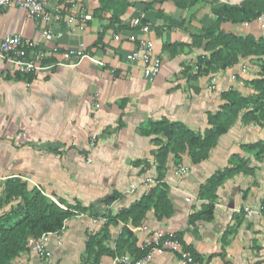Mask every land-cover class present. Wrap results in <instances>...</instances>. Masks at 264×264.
Instances as JSON below:
<instances>
[{"label": "crops", "instance_id": "0c3cea01", "mask_svg": "<svg viewBox=\"0 0 264 264\" xmlns=\"http://www.w3.org/2000/svg\"><path fill=\"white\" fill-rule=\"evenodd\" d=\"M129 1L119 20L111 23L110 11L95 14L99 0H46L47 7L63 17L51 24L54 39L44 37L42 22L26 9L14 4L0 9V37L21 32L36 39L34 53L48 65L26 73L0 58V195L6 179L21 177L50 196L93 205V211L66 219L59 235L47 242L45 255L28 248L10 264H94V254L88 256L86 251L87 240L89 235H102L105 224L109 236L104 243L114 253H102L98 263L125 264L114 261L124 226L117 214L160 182L167 186L172 214L158 216L150 207L132 226L131 245L126 244L119 255L144 257L147 252L137 255L148 247V239L169 230L176 232L195 260L151 248L153 255L143 264H264V209L253 214L246 210L264 203V153L257 157L255 150L244 146L264 141V121L244 119L243 110L205 159L194 162L185 152L177 162L170 152L162 178L155 156L160 144L155 139L166 143L167 136L141 130L144 121L168 118L204 133L208 113L225 102L223 91L235 88L244 95L255 91L249 80L259 75L260 60L244 56L225 69L199 73V56L209 52L204 47L207 39L196 35L218 18L213 1L198 0L185 8L175 0ZM79 5L92 13L83 28L65 20ZM136 17L149 23L151 30L144 32L135 25ZM221 28L238 35H264L259 18L224 20ZM144 37L153 41L154 52L163 59L154 79L144 75L141 62L128 58ZM165 43L171 46L164 48ZM74 49L92 57L64 56ZM236 153L247 160V169L227 175L212 199L200 195L201 185L217 170L231 166ZM112 194L117 198L106 202ZM15 202L4 203L0 214ZM210 202L211 218L191 220Z\"/></svg>", "mask_w": 264, "mask_h": 264}, {"label": "trees", "instance_id": "16d2710c", "mask_svg": "<svg viewBox=\"0 0 264 264\" xmlns=\"http://www.w3.org/2000/svg\"><path fill=\"white\" fill-rule=\"evenodd\" d=\"M197 1L175 0L178 6L184 8ZM99 2L95 14L103 15L104 11H110L111 23L118 21L131 4L129 0H99ZM213 10L218 15L215 23L205 33L196 35L198 39H207L204 47L209 52L199 56L198 72H217L238 62L241 57L257 56L260 60L261 70L258 76L249 80L255 91L249 95H244L235 88L223 91L222 97L225 102L221 109L208 113L209 126L204 133L194 131L179 120L163 118L144 121L141 124L144 134L163 133L167 136L166 143L158 138L155 139L160 144V147L155 151L159 178H162L166 169L170 152L175 154L177 162L182 160L185 152L189 153L194 162L205 159L219 136L236 122L243 110L244 119H255L260 123L264 121V35L256 36L253 33L238 35L221 28V23L224 20L237 22L258 18L264 13V0H250L238 5L224 3L213 6ZM103 37L104 32H100L99 39L102 40ZM169 46H171L169 43L164 44V48ZM19 75L21 74L19 73ZM28 78L32 79L33 75L28 74ZM244 146L255 150L257 157H261L264 153V141L247 143ZM233 162L231 166L217 170L212 174L201 185L200 195L212 199L216 195L218 186L227 175L246 170L248 167L247 160L237 153L233 155ZM166 187L165 183H158L141 199L122 208L117 214L120 220L124 221V226L116 241L115 256L121 254L126 244L131 245L130 239L134 237L132 226L139 224L144 219L150 207H155L158 216L172 214L173 205L168 197ZM117 196V194L107 196L105 201L111 202ZM13 200L16 202L0 214V264H10L11 260L21 251L27 250L30 237H39L44 232L61 229L67 218L78 213L93 211V205L85 206L78 199L71 202L63 197L50 196L38 186L30 187L28 181L21 177H10L5 180L4 190L0 195V208L4 203ZM213 212L214 204L207 203L204 212L193 213L191 220L202 215L211 218ZM130 218L132 219L131 224L128 223ZM102 231V235H89L87 240L86 251L88 256L94 254V264H99L98 257L102 253H114L104 243L109 236L108 224H105ZM186 247L189 249L188 246ZM148 250L149 247H146L137 256H142ZM81 264H87V262L84 261Z\"/></svg>", "mask_w": 264, "mask_h": 264}, {"label": "built area", "instance_id": "2783aa9c", "mask_svg": "<svg viewBox=\"0 0 264 264\" xmlns=\"http://www.w3.org/2000/svg\"><path fill=\"white\" fill-rule=\"evenodd\" d=\"M72 1V0H67ZM17 5L26 9L30 16L40 20L43 24L42 34L47 39H54L56 33L51 27V24L56 19H62L60 11H53L47 7L46 0H0V9L8 5ZM65 18V17H64ZM92 18V13L88 10L85 5H79L70 10L65 20L68 24L78 23L81 28L86 26L87 20ZM264 24V13L258 17ZM134 24L140 26L144 32H149L151 26L149 23L142 21L141 17L134 19ZM119 36L118 34L116 35ZM38 41L31 37L24 36L21 32L7 33L0 37V58L10 64H14L17 69L29 73L38 72L48 65H45L39 61V57L35 55L34 51L38 46ZM72 54L80 56L81 60L84 57H92L91 53L81 50L74 49L66 51L65 57H70ZM128 58L132 61H139L143 64L144 75L149 79H154L161 71L163 59L160 55L154 52L153 41L150 38H141L135 49L128 54ZM64 63V62H60ZM95 138L92 139L93 144ZM89 159V158H88ZM264 209V203L258 208L246 207L249 214ZM61 229L44 232L39 237L32 236L28 239V247L31 248L38 255H45L48 251L47 242L51 240L53 236H58ZM61 243V239H57ZM146 246L150 249L144 255V257L137 259H130L126 255L114 256L116 263L125 264H143L146 260L150 259L153 255V250L156 249L162 253L167 250L173 251L179 254L183 259L188 262L195 260L193 253L188 249L177 236L174 231H157L153 238H149Z\"/></svg>", "mask_w": 264, "mask_h": 264}, {"label": "rangeland", "instance_id": "374dc122", "mask_svg": "<svg viewBox=\"0 0 264 264\" xmlns=\"http://www.w3.org/2000/svg\"><path fill=\"white\" fill-rule=\"evenodd\" d=\"M213 1V5L215 6V5H222V4H224V3H227V4H229V5H238V4H241V3H243V2H246V1H250V0H241V1H239V2H231V1H226V0H212Z\"/></svg>", "mask_w": 264, "mask_h": 264}]
</instances>
